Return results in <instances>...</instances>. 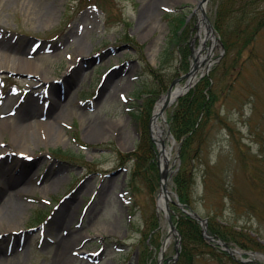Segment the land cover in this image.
I'll return each instance as SVG.
<instances>
[{
  "label": "rangeland",
  "instance_id": "1",
  "mask_svg": "<svg viewBox=\"0 0 264 264\" xmlns=\"http://www.w3.org/2000/svg\"><path fill=\"white\" fill-rule=\"evenodd\" d=\"M197 1L0 0V59L14 56L23 68L0 69V192L2 186L6 188L0 193V207H4L0 211V264H185L179 258L181 242L175 258L174 236L161 251L168 224L158 206L160 145L151 137V113L141 112L138 118L132 111H144L148 91L156 92L157 101L166 86L183 73L176 69L181 62L186 60L190 67L207 53L211 40L199 25ZM244 1L208 0L205 11L213 24L216 12L228 8L221 23L235 36L246 22L245 17L240 20ZM181 12L186 17L183 35L172 44L169 65L161 69L160 56L171 45V19ZM248 12V17L256 14L254 19L259 18L264 0L251 3ZM215 30L220 42L198 66V74L211 73L222 58L229 64L236 57L238 61L229 74H221V66L214 68L215 86L220 85L218 112L225 122L211 120L203 158L207 163L195 161L193 201L203 217L208 208L203 171L235 184L237 192L253 200L258 193L238 161L241 154L264 153V144L255 137L256 132L264 136V108L257 102L258 109L253 111L250 102L252 87L264 99V67L259 64L264 57V25L252 42L253 52L244 49L240 54L236 47L227 52ZM200 37L207 38L203 44ZM189 42L192 50L183 59L178 46ZM241 59L245 62L239 64ZM68 70L71 75L66 78ZM151 70L160 73L163 83L156 81ZM55 79L63 80L62 91ZM183 83L181 79L174 85ZM137 87L143 89L140 96L135 94ZM154 106L155 102L153 110ZM24 107L36 109L37 114L27 116L28 126L19 128ZM173 107L169 105L163 113L165 121L159 116L158 122L163 130L160 139L165 147L171 146L168 163L172 172L166 186L175 200L172 176L181 164L180 143L169 137L166 123ZM143 122L156 148L158 175L153 192L139 176L131 189L127 185L130 165L122 162L121 153L135 148ZM58 150L70 152L71 158L54 155L52 151ZM262 166L264 160L257 163L258 169ZM23 171H30L29 181L10 187L13 180L9 183L7 176ZM263 194L259 193L261 199ZM227 204L224 216L230 218L233 212ZM173 205L169 201L172 215L179 213ZM215 205L219 208L222 202ZM65 209L68 213L63 216ZM40 212L42 217L37 219ZM60 217L63 222L58 225ZM251 217L256 220L253 213ZM243 219L245 214L240 222ZM154 221L156 228L149 231ZM145 233L150 235L145 238ZM228 245L252 253L253 263L264 264L260 254L264 248L245 250ZM230 256L239 259L235 252ZM192 264L231 261L204 247L193 256Z\"/></svg>",
  "mask_w": 264,
  "mask_h": 264
},
{
  "label": "trees",
  "instance_id": "2",
  "mask_svg": "<svg viewBox=\"0 0 264 264\" xmlns=\"http://www.w3.org/2000/svg\"><path fill=\"white\" fill-rule=\"evenodd\" d=\"M256 1L258 0L244 1L243 6L245 11L240 20L245 17L246 22L244 26L240 24L236 30L235 36H233L232 30H227L221 23L223 17L228 16L229 9H225L222 13L220 9L216 12L213 24L217 28V31H219L221 40H223V44L227 52H230L235 47L238 48L237 51L239 54L243 52L244 49H248V51L253 52L251 48L253 46L252 42L260 32L261 25H264V12H262L261 16L257 19H254L256 14L252 17H248L250 15L248 7L251 3ZM185 20V15L181 13L174 15L172 18V33L169 40L171 45H168L160 56L159 66L161 69H164L166 65H169L170 63L169 60L172 52L174 51L172 44L181 39L184 32L182 27L185 24ZM254 20L258 21L256 24L251 25ZM177 50H181V57L186 59L189 54V46H178ZM237 61L238 57H236L229 64L227 63L228 60L222 58L220 62L214 65L211 73L201 77V79L193 87H191L187 93L178 98L175 106L168 116L169 128L176 140L181 144V164L176 173L172 176L173 188L181 202L186 203L198 212L199 210L196 208L193 201L192 191L195 184V163L198 161H200L198 162L199 164L204 163L206 165L207 163V161L205 159L203 160V158L206 155V143L209 141L207 128L211 120L219 123L225 122L218 112L217 102L220 95L218 87L220 85L215 86L218 80L215 73L217 69L214 70V68L221 66L220 73L229 74L230 69H232ZM244 62V59H241L238 63L241 64ZM187 63L188 62L186 60L185 62H181L176 69H182V71L187 70ZM259 64L264 67V57H261V63ZM238 71L240 70L238 69ZM151 73L158 83H163V78L160 73L152 70ZM164 87H162V89ZM142 91V88L137 87L135 94L140 96V94L142 95ZM224 93L221 94V96H223ZM251 93L252 97L250 102L252 103L253 111L258 109L257 102H259L264 108V99H261L259 93L254 87L251 88ZM147 94L149 96L145 101V105H143L144 111L141 108L139 113L134 110L132 111V114H134L135 117L140 118L141 112H146V114L150 115L157 94L152 91H148ZM137 96H135V98H137ZM256 97L259 98L256 99ZM137 108H139L138 105ZM263 114L264 112L262 115ZM142 126L143 127L140 131L139 140L135 149L123 154L121 153L122 158L124 159L122 162L130 165V177L129 180H127V185L131 186V189L135 186V183L133 182L135 181L134 178L139 176V178L147 182L146 186L149 187L151 192H153V186L155 184L154 179H156L158 175L156 148L155 144L149 137L145 123ZM255 135L257 141L264 144V136L262 133L256 132ZM239 148L240 147L238 146V149ZM260 151H262V148H260ZM52 152H54V155L62 156L66 160L71 158L70 152L60 150ZM260 154L261 153H258L253 156L241 154L242 156H240L238 161L241 162L243 174L248 177L252 188L256 190V195L258 193V197L256 199L254 198L255 200H250L244 197L243 193L237 192L235 184H231L229 182L226 183V180H223L222 177L219 179L216 176L211 177L212 172L209 173L208 171H203L204 173L202 174L203 196L204 199L207 200L206 207H208L204 214V216L208 219V231L212 235L222 238L228 243L236 244L245 250H263L264 248V243L259 239L261 238L264 240V207L262 206V204L264 205V194L263 199H261L259 195V193L264 192V166L259 169L257 168V163L262 164V160H264V153L259 156ZM196 159L197 162H195ZM223 170L224 168H221V171ZM129 196L131 195L129 194ZM215 202H222V206L218 208L215 205ZM225 203H228L227 205L233 212V215H231L230 218L224 216L225 214L223 209ZM173 209L178 210L179 212L177 214H173L172 219L176 223V226L181 234V250L179 258L184 261L185 264H192L193 256L202 252L204 247L210 248L211 252H213V254L217 257L226 256L231 261V264H255L253 262L244 263L237 261L233 259L227 251L220 249L217 246H213L203 237L201 225L196 219L182 212L176 205H173ZM252 213L255 215L256 220L252 219ZM244 214L246 219H243L244 222L242 223L240 220ZM232 217L234 219H232ZM155 222L156 221H154V224L149 231L156 228ZM254 224L255 226H253ZM149 235L150 233H145L144 237L146 238Z\"/></svg>",
  "mask_w": 264,
  "mask_h": 264
},
{
  "label": "water",
  "instance_id": "3",
  "mask_svg": "<svg viewBox=\"0 0 264 264\" xmlns=\"http://www.w3.org/2000/svg\"><path fill=\"white\" fill-rule=\"evenodd\" d=\"M207 2V0H198L197 2V7H199L201 9V14H202V19L204 22H206V20L208 21V17L207 14L205 13V9H204V5ZM207 23V22H206ZM208 28L210 29V33L214 34V29L213 26L210 23H207ZM218 39V38H215ZM204 59V58H203ZM197 67L198 65L196 63H194L191 68L189 69L188 72H186L185 74L181 75L179 78L175 79L173 81V83L169 86L167 93L163 96V103L161 105V109L160 112L163 111V109L168 105V96L169 93L171 92V88L172 85L175 83V81H177L180 78H186V81L184 83V85L182 87H179L178 92L175 94L174 98L179 96L180 94H182L183 92H185L193 83V78L196 75L197 72ZM154 117H156V114L153 115V119H155ZM153 138V136H152ZM154 139V138H153ZM159 142V147H160V155L162 152H164L165 150V145H164V141L162 139H160V136L158 138V140H156ZM168 158L165 156V163L163 164L164 166L161 167V163H160V157L158 159V166H159V173H160V187H161V192H166V196H165V201H164V212H165V217L167 219L168 222V237L167 239L164 241L163 243V247H162V251L165 248V245L167 243V240L169 238V236L174 235L177 237V241L175 244V248H176V256L179 253V240H180V236H179V232L175 226V224L172 221L171 218V213H170V208H169V201L175 202L182 210H184L185 212H187L188 214H190L191 216H193L195 219H197L200 224L202 225V230H203V236L208 239L211 240L213 237L207 232V220L206 218H203L200 214H198L196 211L194 210H189L186 206V204L181 203L178 201L177 196L175 195V200H173L170 196V191L167 189L166 186V182L168 180V175L167 173L169 172V163H168ZM218 242H220L221 244H223L225 246V248L230 252V253H238V254H242L243 252L239 251V250H234L231 249L230 247H228L226 245V243L222 240H219ZM243 261H251V259H243Z\"/></svg>",
  "mask_w": 264,
  "mask_h": 264
},
{
  "label": "bare ground",
  "instance_id": "4",
  "mask_svg": "<svg viewBox=\"0 0 264 264\" xmlns=\"http://www.w3.org/2000/svg\"><path fill=\"white\" fill-rule=\"evenodd\" d=\"M49 12V11H48ZM144 13H146V10L144 9ZM143 13V14H144ZM206 22H207V20H206ZM206 22H204L203 21V19H201L200 18V20H199V25H200V27L202 28V29H204L205 30V32H206V37H208V38H211V40H212V42H214V36L212 35V34H210V29L208 28V25H207V23ZM201 40H202V38H201ZM18 60V61H17ZM19 59L18 58H15L14 56L13 57H10V56H5L4 58H2V59H0V69H5V70H7V69H12V70H23V68L21 69L20 68V65H19ZM29 64V63H28ZM36 70H35V72L36 71H38V67L36 66ZM72 84L70 83L68 86L70 87ZM67 88V87H66ZM178 92V89H175V90H172L170 93H169V96H168V101H171L172 100V98L175 96V94ZM161 104H162V98L161 99H159L158 100V102H157V104H156V107H155V114L157 115L158 113H159V110H160V108H161ZM23 113H22V116H23V120L21 121V127H19V128H23V127H26V126H28V120H29V116H36V109H28V108H26V107H24L23 108ZM27 116L29 117V118H27ZM31 116V117H32ZM32 121V120H31ZM35 123H40V121L38 122V121H34ZM26 123V124H25ZM29 124H31V123H29ZM160 124L161 123H159L158 122V117L156 118V120H154L153 121V123H152V129H153V134L156 136V137H158L159 138V135H161L162 134V132H163V130H162V128H161V126H160ZM23 125V126H22ZM22 143V142H21ZM23 144V143H22ZM169 149L167 150V149H165L164 150V152H162L161 153V155H160V163H161V167H163L164 165V163H165V156L168 158V160H169V158H170V156H169ZM29 172L30 171H26L25 173H24V171H23V173H21V175H15L14 176V174H12V175H8L7 177H8V179H6L7 181H9V183L11 182V180H13V183L12 184H10V187H15L16 185H20V183L21 182H23V181H29L28 179H29ZM2 192L6 189V188H3V186H2ZM7 189H9V188H7ZM2 192H0V193H2ZM165 196H166V192H161L160 193V196H159V198H158V203H159V206H161L162 208L164 207V201H165ZM7 204L8 203V200L6 201L5 200V202H4V204ZM14 203V202H13ZM11 207H13V209H17L18 207H17V205H11ZM4 207H0V211L3 209ZM7 212H5V214H6ZM68 213V211H67V209H65L64 211H63V216L65 215V214H67ZM10 213H7L6 215H9ZM64 218V217H63ZM61 221V217L58 219V225L60 224V223H62V222H60ZM56 223V224H57ZM63 245V244H62ZM62 247H64V245L62 246ZM65 248V247H64ZM60 251H62V252H64V249L62 248Z\"/></svg>",
  "mask_w": 264,
  "mask_h": 264
}]
</instances>
